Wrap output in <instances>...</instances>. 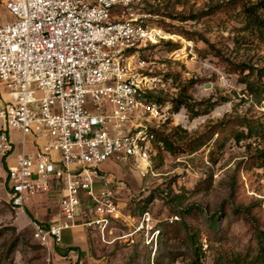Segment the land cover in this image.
<instances>
[{
  "label": "built area",
  "instance_id": "2783aa9c",
  "mask_svg": "<svg viewBox=\"0 0 264 264\" xmlns=\"http://www.w3.org/2000/svg\"><path fill=\"white\" fill-rule=\"evenodd\" d=\"M145 4L5 0L13 20L0 26V156L12 152V132L43 142L9 168V205L26 214L30 200L61 188V219L30 223L50 255L65 231L98 225L104 232L121 218L103 163L134 160L145 165L143 177L151 169L156 136L142 120L163 119L164 110L148 99L157 79L142 74L148 65L140 54L167 37L150 26ZM141 232L147 245L157 243L148 213L135 230Z\"/></svg>",
  "mask_w": 264,
  "mask_h": 264
},
{
  "label": "rangeland",
  "instance_id": "374dc122",
  "mask_svg": "<svg viewBox=\"0 0 264 264\" xmlns=\"http://www.w3.org/2000/svg\"><path fill=\"white\" fill-rule=\"evenodd\" d=\"M229 1L146 0L143 12L151 16L150 26L167 37L140 54L148 65L142 74L157 79V88L148 91V99L159 100L164 110L163 119L146 116L142 120L149 129L161 128L167 133L185 130V138L198 137L206 134L208 125L226 116L241 115L248 108L249 103H240L244 87L238 83L230 61L264 66V49L238 47L234 42L236 25L227 20L225 13L201 16ZM196 15V19H190ZM183 17L188 19L182 21ZM12 19L5 0H0V25ZM190 83L192 100L204 103L194 111L184 107L175 112L173 101ZM3 92L0 83V101ZM197 111L201 115L195 117ZM11 140L21 147L23 135L16 131ZM25 143L28 151H35L34 136H25ZM160 147L155 146L151 169L145 177V165L134 160L123 163L114 157L101 165L122 216L110 220L104 232L98 225L70 230L74 237L87 234L88 250L81 264H192L196 242L203 246L199 252L202 264H213L215 250H243L252 236L245 216L228 214L221 217L227 237L220 242L219 232L209 237L207 216H215L226 205L242 211L250 209L252 224L264 228V171L256 168L254 147L230 141L219 153L212 141L190 155H170ZM213 149L216 164L209 158ZM9 168L0 158V187H6L0 191V264H68L59 258L61 255H50L36 242L29 212L19 215L12 210L7 189ZM147 213L159 230L156 244L147 245L145 233H135ZM209 238L214 241L211 249Z\"/></svg>",
  "mask_w": 264,
  "mask_h": 264
},
{
  "label": "trees",
  "instance_id": "16d2710c",
  "mask_svg": "<svg viewBox=\"0 0 264 264\" xmlns=\"http://www.w3.org/2000/svg\"><path fill=\"white\" fill-rule=\"evenodd\" d=\"M218 12L225 13L227 20L236 25L233 29L236 32L234 42L238 47L246 45L250 49H252V46L255 49H264V0H232L211 8L201 14V16H214ZM196 17L197 15L190 19H196ZM187 19L186 17L181 18L182 21H186ZM168 44L175 46L171 42ZM216 57L220 58L221 56L220 54H216ZM230 66L238 75V83L244 87L242 90L243 98H241L240 103L242 105L249 103L248 108L244 109L241 115L226 116V119L223 121L214 125H208L206 127V134L198 137L191 136L185 138L188 137L185 130L167 133L162 131L161 128H153L151 131L156 136L154 148L155 146H161L160 149H163L170 155L182 153L190 155L207 147L214 141L218 152L221 153L226 143L230 141L238 144L244 142L247 148L251 149L254 147L256 152V168L264 171V66H256L253 62L233 63L231 61ZM192 85L193 83H190L189 87L182 89L178 97L173 101L175 112L180 111L184 107L194 111L196 107L204 103H197L192 100L189 95V89ZM149 98H151L150 95ZM152 101L162 105L157 99H152ZM211 105V107L214 106V104ZM205 113L207 114L208 111ZM199 115L201 113L198 111L194 114L195 117ZM216 135L218 137L215 140ZM214 151V149L210 151L209 158L213 164H216L217 156L214 155ZM196 208L199 210L198 207ZM250 211V209L242 211L235 209L231 205H226L215 216H207L208 235L211 237V234L214 232H219L222 238L218 239V242L227 237L226 226L221 221V217H226L228 214L245 216L247 222H250V233L252 234L251 239L244 246L243 250H215L213 264H264V228L252 224ZM209 242L208 249H211L212 242L214 241L210 239ZM196 245L197 250L192 264H202L199 252L203 246L198 242H196Z\"/></svg>",
  "mask_w": 264,
  "mask_h": 264
},
{
  "label": "crops",
  "instance_id": "0c3cea01",
  "mask_svg": "<svg viewBox=\"0 0 264 264\" xmlns=\"http://www.w3.org/2000/svg\"><path fill=\"white\" fill-rule=\"evenodd\" d=\"M4 24L5 23L1 25H4ZM13 133L14 132H12L11 134ZM11 134H10V141L12 143V152L5 158L0 156V158L3 159V162L5 163L7 167L8 165L10 167L14 166L16 159L20 154L22 153L32 154L33 152L36 151V149L38 148V145L43 143L41 141L36 140L34 137L33 146L35 148V151L33 152L28 151V149L26 148L25 138H23L22 140L21 147H17L11 140ZM8 185L9 184H7V189L9 191ZM4 189L1 188L0 191ZM61 194H62L61 188L54 186V189L50 190L49 192L42 193L36 196L35 198H33L32 200H30L26 208V212H29L30 214V220H37L39 222H42L48 225V224H51L61 219L60 211H59V200H60ZM55 196L57 197V199ZM77 228L84 229V227H77ZM86 235L85 237L83 236L74 237L72 233L70 232V230L65 231L63 234L62 245L57 248V254L61 255V257L59 258L62 260H65L66 263L68 264H76L78 262L80 264L83 263L84 259L86 258L85 252H87L88 250V244H87L88 241H87ZM73 247H78L79 250H74Z\"/></svg>",
  "mask_w": 264,
  "mask_h": 264
},
{
  "label": "water",
  "instance_id": "95a60500",
  "mask_svg": "<svg viewBox=\"0 0 264 264\" xmlns=\"http://www.w3.org/2000/svg\"><path fill=\"white\" fill-rule=\"evenodd\" d=\"M207 87H209V86L207 85Z\"/></svg>",
  "mask_w": 264,
  "mask_h": 264
}]
</instances>
